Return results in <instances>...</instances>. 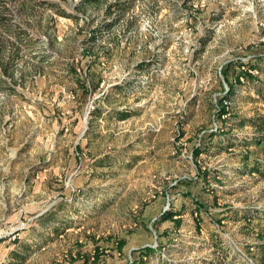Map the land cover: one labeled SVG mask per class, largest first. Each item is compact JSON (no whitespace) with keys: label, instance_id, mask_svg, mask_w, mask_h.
<instances>
[{"label":"rangeland","instance_id":"obj_1","mask_svg":"<svg viewBox=\"0 0 264 264\" xmlns=\"http://www.w3.org/2000/svg\"><path fill=\"white\" fill-rule=\"evenodd\" d=\"M80 1L0 0V264H264V0Z\"/></svg>","mask_w":264,"mask_h":264},{"label":"trees","instance_id":"obj_2","mask_svg":"<svg viewBox=\"0 0 264 264\" xmlns=\"http://www.w3.org/2000/svg\"><path fill=\"white\" fill-rule=\"evenodd\" d=\"M102 1L103 0H81L80 4H79V7H82V9H85L88 6L97 5L98 3L102 2ZM114 5H116L117 8H120V10L123 9V5H120L121 7H119V0H117L113 4L111 3L109 5H106L105 6V12L107 14H110L111 13V7L114 6ZM19 33H20V30L17 29V31L14 34H15V36L19 37ZM101 33L102 32L99 30V28L96 29V30H93L91 32V34H90L89 40L90 41L96 40L97 38H99ZM20 40L23 41L24 39H20ZM26 42H32V41H31V39H27ZM263 59H264V57H262V55H261V57H258L259 61L253 66L252 65H248L249 69L250 70H252V69H256V70L261 69V67L259 65V62H261V60H263ZM2 70H3L4 74H6L8 76H11L10 75L11 71H10L9 67L6 64L2 65ZM239 73H241L242 76H244L246 79L253 80V78H254L252 73L249 74V73L243 72V71H240ZM224 77H225V80H226V84L228 85V90L222 95V98H221V100L219 102L220 103V106H219V112L220 113H219V115H224V114L228 113L227 105H226V103L225 104H223V103L226 102L227 100L228 101L230 100V95L233 93V90H234V83H231L226 75ZM236 81H239V78L236 79ZM77 82L80 84V86L83 87L82 91L84 92L86 90V86H87L86 85V81H84L83 79H81V77H79V78H77ZM92 83H94L93 80H92ZM95 86L96 85H94V87ZM92 114H95V111H93ZM120 116L124 119V118H127L128 116H130V114L125 112V113H122ZM246 121L247 120H242V121H240L241 122L240 124H244ZM248 121L250 122V125H252L255 128V130H257V132H259V134H260L257 138L254 139V144L257 145V146L261 145L262 148H264V146H263V144H264V117H252ZM245 145L248 146V143H246ZM200 150H203V148L199 149V147H197V150H196L195 154H199L200 152H202ZM244 158H245V163H247L248 157L245 156ZM260 166H264V158H263V160L259 161L258 158L256 157L255 161H254V164L251 165V167H250V172H258L260 175L261 174L264 175V171H263L264 169H261ZM201 207H202V205L199 203L198 210ZM169 214L170 213L165 214V217H163V219L166 218ZM173 222L175 223L174 225L176 226V228H178L180 226V224H181L180 221H173Z\"/></svg>","mask_w":264,"mask_h":264}]
</instances>
